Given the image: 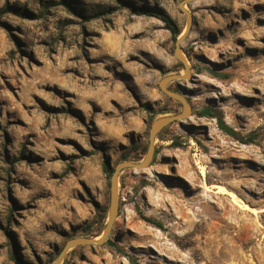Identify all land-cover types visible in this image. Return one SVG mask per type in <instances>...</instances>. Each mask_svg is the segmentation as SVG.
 <instances>
[{
    "label": "rangeland",
    "instance_id": "1",
    "mask_svg": "<svg viewBox=\"0 0 264 264\" xmlns=\"http://www.w3.org/2000/svg\"><path fill=\"white\" fill-rule=\"evenodd\" d=\"M47 1L0 0L33 14L0 15V264H52L69 239L98 237L103 161L143 157L133 145L183 109L160 86L184 65L159 16L118 0H68L86 16L53 0L38 16ZM123 1L188 28L189 73L165 86L190 110L155 137L148 166L119 173L118 249L80 244L59 264H264V0Z\"/></svg>",
    "mask_w": 264,
    "mask_h": 264
},
{
    "label": "water",
    "instance_id": "2",
    "mask_svg": "<svg viewBox=\"0 0 264 264\" xmlns=\"http://www.w3.org/2000/svg\"><path fill=\"white\" fill-rule=\"evenodd\" d=\"M191 1V0H182L180 2L181 6H183L184 2ZM186 16H187V22H190V13L187 10H184ZM187 29L179 34V36L175 40V50L174 54L178 57V59L183 63L184 65V72L183 74H168L164 76L160 82V86L162 90L170 97L174 98L175 100H178L182 106L183 109L181 112L177 114H162L159 117H157L153 123L151 124L150 131H149V138H148V144L145 151L144 156L138 160V161H132V160H121L118 163L115 164L113 167V171L110 175L109 180V207H108V214H107V220L105 222V225L102 229L101 234L98 237H86V236H76L74 238L69 239L64 246L61 248L59 253L57 254L54 262L52 264H59V262L63 259L66 251L69 248L75 247L80 244H102L105 242V240L108 238L111 228L113 225V222L117 216V209H118V202H119V195H118V176L119 173L125 169V168H143L150 164V162L153 160L154 157V139L157 136L158 132L162 130L167 124L179 119L181 120L188 112H189V104L187 100L180 95L177 92L169 91L165 84L167 81H172L178 78H183L189 73V66L187 65L185 59L183 58L181 52H180V42L183 40V38L186 35Z\"/></svg>",
    "mask_w": 264,
    "mask_h": 264
},
{
    "label": "trees",
    "instance_id": "3",
    "mask_svg": "<svg viewBox=\"0 0 264 264\" xmlns=\"http://www.w3.org/2000/svg\"><path fill=\"white\" fill-rule=\"evenodd\" d=\"M58 1L64 3L71 10L77 11L82 16H86V14L84 12H82L80 10H77L76 8L72 7L69 4L70 2L68 0H58ZM118 1L120 3H127V5L130 6L131 9L137 14L145 13V14H148V15L159 16L165 22L166 27L169 28V30L171 31L172 37L174 39H176V37L180 34V31L174 26L173 21L167 15H165L164 13L159 12L157 10H153L151 8H148V7H137V6H134L132 4H128V2H124L123 0H118ZM59 2H57V3H59ZM52 3H53V0H49V1L45 2V4L43 5V8L40 9V11H39V13L37 15L38 16L39 15H43L44 12L47 10V7L50 6V4H52ZM114 9L115 8H111L110 7L108 9V11L112 12V11H114ZM6 12L16 13L17 15L23 16V17H31V16H33V14L30 11L26 10L25 8L16 6L14 4H8V3H5L3 6L0 7V15L3 14V13H6ZM204 113H206L207 115H210L212 117H215L216 120H217L219 128L222 129L227 134H230V135L234 136L236 139H241V140L244 139L243 136L240 134V132H237L236 130H234L232 127L228 126L224 122L222 114H221V112L219 110H212L210 107H206V109L204 110ZM160 132H162V130H160L157 135H159ZM253 138H254V136L251 137V138L249 137V138H247V140H242V141H251ZM133 148L134 149L140 148L141 153L145 154L147 145L141 147L140 145L134 144ZM128 157H129V154L127 152L122 155V159H124V160H128L129 159ZM141 158L142 157L137 158L136 161L140 160ZM103 170L106 173V175L108 177H110V175H111V173L113 171V167L110 166L106 160H104L103 161ZM103 218H106V212L101 214V220ZM143 218L145 220L153 223L157 227H162V222L160 220L156 219V218H153V217H150V216H143ZM89 228H90V226L86 225L85 228H84V231H89ZM85 236L86 237H91V238L94 237V235H92V234H86ZM104 243L107 244V245H112L116 250L118 249L116 244H114L112 242V240H110L109 238H107ZM133 264H137V263L133 262Z\"/></svg>",
    "mask_w": 264,
    "mask_h": 264
},
{
    "label": "bare ground",
    "instance_id": "4",
    "mask_svg": "<svg viewBox=\"0 0 264 264\" xmlns=\"http://www.w3.org/2000/svg\"><path fill=\"white\" fill-rule=\"evenodd\" d=\"M184 58V57H183ZM185 59V58H184ZM201 171V173H203V170H200Z\"/></svg>",
    "mask_w": 264,
    "mask_h": 264
}]
</instances>
